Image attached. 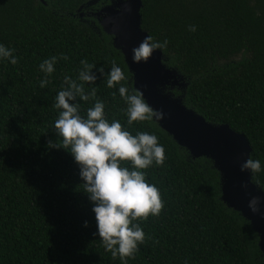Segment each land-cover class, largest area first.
<instances>
[{
	"label": "trees",
	"instance_id": "trees-1",
	"mask_svg": "<svg viewBox=\"0 0 264 264\" xmlns=\"http://www.w3.org/2000/svg\"><path fill=\"white\" fill-rule=\"evenodd\" d=\"M92 1L0 0V43L17 57L16 64L0 61V264H264L250 223L223 203L213 162L194 159L156 121L127 125L124 102L104 79L112 60L129 88L132 74L93 16L111 0L85 11ZM141 16L148 35L167 39L164 64L187 84L174 95L208 122L247 137L250 158L261 165L252 181L264 190V0H142ZM52 55L55 70L41 88L38 65ZM81 59L105 75L97 72L95 82L84 84L96 93L78 101L80 114L99 99L106 119L133 135L150 132L164 148L163 163L144 170L163 207L158 216L137 219L145 239L125 261L94 235L92 202L71 154L48 147L60 144L54 97L65 75L75 78Z\"/></svg>",
	"mask_w": 264,
	"mask_h": 264
},
{
	"label": "clouds",
	"instance_id": "clouds-1",
	"mask_svg": "<svg viewBox=\"0 0 264 264\" xmlns=\"http://www.w3.org/2000/svg\"><path fill=\"white\" fill-rule=\"evenodd\" d=\"M188 30L195 31V25H189ZM167 44L166 38L157 41L146 35L131 49V59L133 62L147 61L154 50H163ZM13 52L14 49L0 43V61L16 64L17 57ZM59 58L68 59L63 53ZM57 59L52 55L39 63L38 68L44 74L39 81L41 88L49 82L48 77L54 72ZM110 63L104 83L108 88L116 86L125 105L122 111L126 114L127 125L134 121L161 120L164 113L150 106L140 90L121 83L126 79L121 67L115 60ZM93 69L92 64L81 59L75 78L63 77L64 83L56 92L52 105L58 110L52 127L60 144L49 141L48 147H62L71 154L78 165L84 192L92 202L96 223L94 235L99 237L105 251H109L113 258L125 261L134 255L138 244L145 239L137 219L158 216L163 207L159 190L146 180L144 170L163 163L164 148L154 134L137 131L133 135L120 121L106 119L104 103L99 99L85 109L84 115L80 114L78 101H86L96 93L94 87L85 92L84 84L95 82L97 72L105 75L103 67ZM125 161L130 167L124 166ZM260 168V161L250 157L240 164L241 171L254 173ZM258 200V197L249 200V207L254 212ZM84 225L87 226V221Z\"/></svg>",
	"mask_w": 264,
	"mask_h": 264
},
{
	"label": "water",
	"instance_id": "water-1",
	"mask_svg": "<svg viewBox=\"0 0 264 264\" xmlns=\"http://www.w3.org/2000/svg\"><path fill=\"white\" fill-rule=\"evenodd\" d=\"M141 9L142 0H111L93 16L103 31L113 37L114 47L123 54L134 88L143 93L150 106L164 113L163 118L156 121L161 129L186 148L194 159L205 157L213 162L220 175L223 203L250 223L264 256V190L252 181L249 170L240 169V164L251 157L250 142L229 125L208 122L183 104V95H174L172 90H182L187 84L182 75L164 64L160 50H154L147 61H132L131 49L148 35L141 28ZM252 197L259 198L255 212L249 207Z\"/></svg>",
	"mask_w": 264,
	"mask_h": 264
},
{
	"label": "rangeland",
	"instance_id": "rangeland-1",
	"mask_svg": "<svg viewBox=\"0 0 264 264\" xmlns=\"http://www.w3.org/2000/svg\"><path fill=\"white\" fill-rule=\"evenodd\" d=\"M88 8H89V6L88 7H86V8H84V10L85 11H89V12H94L93 10H88ZM77 12H79V17L81 18V20H83V18H82V15L84 14V11H77ZM99 26H100V24H99ZM101 27V26H100Z\"/></svg>",
	"mask_w": 264,
	"mask_h": 264
}]
</instances>
